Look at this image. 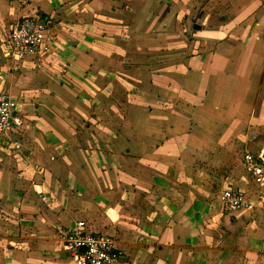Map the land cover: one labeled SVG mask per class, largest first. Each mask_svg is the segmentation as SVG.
Masks as SVG:
<instances>
[{"label":"crops","instance_id":"1","mask_svg":"<svg viewBox=\"0 0 264 264\" xmlns=\"http://www.w3.org/2000/svg\"><path fill=\"white\" fill-rule=\"evenodd\" d=\"M28 2L20 11L15 0H0V92L20 97L24 120L15 134L22 148L0 143V264H72L63 233L79 220L116 239V264H264V206L227 213L220 200L232 188L264 201L244 169L248 150L241 160L237 150L251 142L249 131L260 137L248 152L264 151V0ZM26 17L47 23L51 50L15 61L9 36ZM172 27L179 48L184 40L191 48L183 68L197 79L181 90L213 116L193 115L179 151L162 139L142 142L133 130L128 151L118 152L117 138L109 153L127 165H111L105 182V166L96 167L105 153L92 147L98 135L87 126L97 128L102 103L115 99L104 98L113 92L106 81L123 77L137 46L165 45ZM58 96L66 100L63 118Z\"/></svg>","mask_w":264,"mask_h":264},{"label":"rangeland","instance_id":"2","mask_svg":"<svg viewBox=\"0 0 264 264\" xmlns=\"http://www.w3.org/2000/svg\"><path fill=\"white\" fill-rule=\"evenodd\" d=\"M166 32V41L162 38L166 43L165 45L155 42L156 40H152L153 43L151 46H137V59L135 60L136 62L132 63L134 70H132V65L131 67L123 66V77H117L119 80L110 79L106 81L110 90H113V92L112 94H105L104 98L115 99L113 102L104 101L102 103V110L99 112L100 116L98 117H100V120L97 123V128L93 126L94 124H91L90 127L87 126V128L96 129L97 132L95 130L93 131L98 135L97 144L94 143V141L91 142L92 147L93 145L97 148L101 147L100 151L105 153V156L102 155V158H98V163H96V167L100 164L104 165L106 168L104 171L105 182L109 181L111 178V173L113 172L111 171V165H127V159L112 158L109 153V151L114 152L113 143L117 138H119L118 152L128 151V141L133 137V130L140 136L138 138H140L142 142L145 139H150L153 140V144L159 146L160 143L158 140L162 139V144H167L169 151H179V140L184 141L185 136L191 137L192 135V125L189 120L193 115L195 117L200 116L201 118L213 116V111L207 109V104L202 103V105H200L201 108L197 109L192 99L193 95L182 92V85L183 88L186 87L185 89L191 90L197 84V79L191 74L187 76L189 73L183 68L189 67L191 64V48L185 45L186 40H184L185 43H182L185 46L182 45L181 48H179L180 35L178 29L172 27ZM162 33H164V31H162ZM182 33L184 34L186 32L182 31ZM187 36L189 37V41L192 42V35ZM145 49H151V51L142 53L145 52ZM199 51L202 50L199 49ZM145 55L146 57H143ZM147 55L149 56L147 57ZM127 71L130 72L129 79L128 76H124L128 74H126ZM69 83H71V80H69ZM128 85L135 86L133 94H129L126 90ZM13 96L16 101L22 103L20 97L16 95ZM78 96H82V98L87 97V95L80 94H78ZM91 96H93V94H91ZM56 101L59 102L57 107L59 116H56V118H63V116L68 114L64 110L63 105L66 103V100L62 96H58ZM43 112L45 113V111ZM47 112H51V110ZM81 112L78 113L77 118L84 119V116H86V120H95L96 118L94 115H88L87 118V114L83 115ZM38 113L40 114V111ZM88 113L91 114L90 111H88ZM220 118L222 119V116H220ZM88 123L90 124L89 121ZM19 132L21 131L18 130L12 133L14 140L16 138L15 133L17 134ZM200 134L204 139L208 132L200 129ZM245 134L246 140L251 142L253 140V142L246 144L247 146L243 145L242 147L237 145L238 158L240 160L244 151L248 150L254 152L249 148L250 145H254L256 150V137L257 135L260 137L259 134L255 135L249 131H245ZM11 144L12 143H9V146L7 145L9 150H18ZM20 148L22 147L20 146ZM187 162L185 161L184 164L191 166V160ZM207 165L210 164L207 163ZM42 180H44V178H42ZM68 261L73 264L70 259H68Z\"/></svg>","mask_w":264,"mask_h":264},{"label":"built area","instance_id":"3","mask_svg":"<svg viewBox=\"0 0 264 264\" xmlns=\"http://www.w3.org/2000/svg\"><path fill=\"white\" fill-rule=\"evenodd\" d=\"M20 11L25 10L28 0H15ZM49 26L39 18L26 17L20 20L9 36L8 55L15 61L26 57H41L51 50ZM23 116L13 96L0 92V140L7 146L12 143L17 149L20 143L12 139V133L22 129ZM16 134V133H15ZM243 165L255 186L264 189V151L259 154L245 152ZM259 198V197H258ZM220 200L227 213L253 211L264 206L262 198L252 199L242 190L226 188ZM63 252L73 264H116L119 249L116 239L107 234L94 232L87 221L79 220L63 233Z\"/></svg>","mask_w":264,"mask_h":264},{"label":"water","instance_id":"4","mask_svg":"<svg viewBox=\"0 0 264 264\" xmlns=\"http://www.w3.org/2000/svg\"><path fill=\"white\" fill-rule=\"evenodd\" d=\"M196 28H197V29H200V27H199V26H197Z\"/></svg>","mask_w":264,"mask_h":264}]
</instances>
